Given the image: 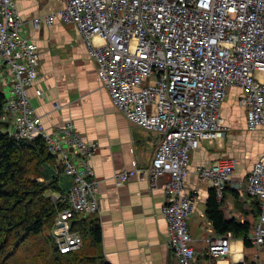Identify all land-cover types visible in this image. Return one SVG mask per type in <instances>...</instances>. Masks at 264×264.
Instances as JSON below:
<instances>
[{
  "label": "built area",
  "instance_id": "1",
  "mask_svg": "<svg viewBox=\"0 0 264 264\" xmlns=\"http://www.w3.org/2000/svg\"><path fill=\"white\" fill-rule=\"evenodd\" d=\"M17 1L0 0V78L9 77L1 120L9 122V132L17 139L42 138L69 178V188L53 197L63 208L50 231L58 252L67 254L84 243L74 229L75 217L101 211L91 165L99 144L85 139L71 122L47 131L29 93L39 76L40 48L22 34L25 20ZM63 2L58 14L82 36L113 105L136 126L161 135L151 164L119 171L116 180L122 184L146 172L156 186L160 177L168 176L162 212L168 222V243L179 264H229L228 235L208 236L206 257L198 259L188 225L194 194L186 191L185 177L191 151L203 141L213 143L227 135L222 104L230 86L242 90L239 102L247 111L248 130H264V0ZM53 21L54 15L30 19L35 28ZM36 95L43 91L37 89ZM235 169V160L220 158L195 172L212 179L222 199ZM242 196L259 203L252 241L261 250L264 154L248 174Z\"/></svg>",
  "mask_w": 264,
  "mask_h": 264
},
{
  "label": "crops",
  "instance_id": "2",
  "mask_svg": "<svg viewBox=\"0 0 264 264\" xmlns=\"http://www.w3.org/2000/svg\"><path fill=\"white\" fill-rule=\"evenodd\" d=\"M17 6L25 20L22 34L40 48L39 76L29 93L47 131L55 132L71 122L85 139L99 144L91 165L97 180L101 211L90 217L101 223L105 260L110 264H179L168 243V222L162 212L168 176L160 177L156 186L146 172H140L122 184L116 180L119 171L147 168L155 156L161 135L136 126L113 105L82 36L75 25L65 23L58 14L65 7L63 0H18ZM50 15H54L51 25L43 22L35 28L30 22L32 17ZM6 78H9L8 74ZM0 83L5 87L6 80ZM37 89L43 91L42 96L36 95ZM241 94L237 85L228 88L222 114L228 124L230 106L237 102L245 112V135L232 133L236 130L228 124L229 132L225 138L213 143L203 141L198 149L191 151L185 187L187 192L194 194V201L188 225L192 245L201 261L206 257V238L220 234L206 213L214 187L196 174L198 166L213 165L220 158L235 160L236 169L242 166V171L233 174L225 189L222 208L228 219L251 224V239L260 213L258 201L248 200L242 193H245V182L253 165L264 154V130H248L247 111L239 102ZM56 103L60 104L58 108ZM1 122L5 130L10 131L9 122ZM61 176L60 184L65 192L70 181L64 173ZM235 191L239 198L234 195ZM228 237L231 238L229 264H264V247L261 250L254 245L246 247L243 239L231 234Z\"/></svg>",
  "mask_w": 264,
  "mask_h": 264
},
{
  "label": "trees",
  "instance_id": "3",
  "mask_svg": "<svg viewBox=\"0 0 264 264\" xmlns=\"http://www.w3.org/2000/svg\"><path fill=\"white\" fill-rule=\"evenodd\" d=\"M4 104L5 94L0 85V264H8L9 256L28 238L54 226L63 205L54 202L49 193H64L60 184L64 171L57 156L48 150L42 138L29 141L11 136L1 122ZM234 195L239 198L238 191ZM223 203L224 197L219 199L216 190L212 189L206 213L214 229L220 235L231 234L243 239L246 247H252L251 224L228 219ZM73 225L83 236V246L67 254H61L55 248V261L58 258V264L61 260L68 264H110L103 256L100 221L90 215L78 214Z\"/></svg>",
  "mask_w": 264,
  "mask_h": 264
},
{
  "label": "rangeland",
  "instance_id": "4",
  "mask_svg": "<svg viewBox=\"0 0 264 264\" xmlns=\"http://www.w3.org/2000/svg\"><path fill=\"white\" fill-rule=\"evenodd\" d=\"M6 76L0 78V82L2 84L5 82ZM1 84V83H0ZM2 87V86H1ZM2 90L5 91V87H2ZM230 97H233L230 95ZM229 113V127L236 130L232 131V133H240L242 135H245V112L244 110L239 106V104L236 102L232 106H230ZM227 120H226V125ZM227 130V134H228ZM227 136V135H226ZM63 169V168H62ZM64 171V170H63ZM242 171V166H238V168L235 170L234 174L240 173ZM65 174V172H64ZM67 177V176H66ZM42 180V178H40ZM52 197H57L59 194L50 192L49 193ZM53 194V195H52ZM54 202H57L55 198H52ZM242 205L243 204V201ZM256 216V215H255ZM255 222V219L252 221V226ZM56 223H54V226ZM53 226V227H54ZM53 227L51 229H46L42 234L40 235H33L30 238H28L17 250V252L12 253L9 258L6 260L8 261V264H58L55 261V257H57L55 248L57 243L52 239L50 236V231H53ZM77 230V229H75ZM83 246V245H82ZM80 248H77L74 251L79 250ZM258 254H261L258 252ZM264 259V257H263ZM61 260V259H60ZM61 264H68L67 261L61 260ZM81 264V263H77ZM82 264H91L89 262L82 263Z\"/></svg>",
  "mask_w": 264,
  "mask_h": 264
},
{
  "label": "bare ground",
  "instance_id": "5",
  "mask_svg": "<svg viewBox=\"0 0 264 264\" xmlns=\"http://www.w3.org/2000/svg\"><path fill=\"white\" fill-rule=\"evenodd\" d=\"M206 180L210 181V180H212V179H206ZM210 182H211V181H210Z\"/></svg>",
  "mask_w": 264,
  "mask_h": 264
}]
</instances>
